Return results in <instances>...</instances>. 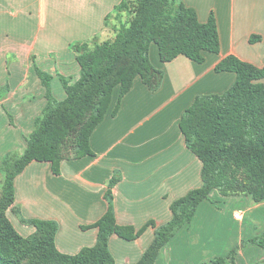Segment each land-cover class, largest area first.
Masks as SVG:
<instances>
[{
	"label": "crops",
	"instance_id": "0c3cea01",
	"mask_svg": "<svg viewBox=\"0 0 264 264\" xmlns=\"http://www.w3.org/2000/svg\"><path fill=\"white\" fill-rule=\"evenodd\" d=\"M120 1L0 0V84L7 79L2 60L11 54L16 56L14 65L26 64L37 54L41 65L47 66L49 72L66 77L76 73L75 77H79L76 54L65 50L67 41L57 35L64 30L76 35L75 40L96 37L103 41L106 40L101 36L104 33L111 38L114 30L105 25V19ZM183 2L197 10L202 22L215 14L220 52H206L203 63L183 55L164 63L160 60L158 46L152 44L151 61L164 71L159 88L152 90L137 77L116 114L113 110L119 89L114 91L108 113L91 136L94 155L62 161L58 174L54 173L51 162L33 161L16 177V200L8 215L22 235H31L36 230L25 220H56L59 250L75 254L96 243L98 228L91 225L108 210L106 192L114 178H117L112 188L116 220L137 229L150 220L158 225L167 223L172 218L171 203L202 186V161L188 148L179 126L180 119L196 96L223 93L235 82V72L215 69L226 56L236 55L264 67V0ZM59 18H66L64 25ZM111 21L117 24L114 17ZM255 35L260 36V40L252 42ZM54 51L55 57L47 55ZM21 80L17 91L0 98V113L6 110L14 114L15 123L25 131L21 140L17 129L14 133V130H6L8 138L3 133L4 128H0V144H13L11 148L17 153L25 148L34 120L47 102L21 100L36 95L33 88L44 90V87L46 97V87L43 84L39 87L40 77L32 87L22 85L26 81L24 75ZM59 96L65 98L66 92ZM226 203L229 217L242 227L247 224L248 215L264 218V201L256 202L247 195L224 197L214 190L209 199L201 202L193 220L161 250L155 264H212L213 257L226 255L232 249L224 231L228 218L221 214ZM237 212H242V218H236ZM155 231L156 228L149 226L134 240L111 235L109 248L115 264H133L140 260L154 240ZM250 249L255 248L250 246ZM240 254L245 257L244 251L237 254V263L246 264L240 260Z\"/></svg>",
	"mask_w": 264,
	"mask_h": 264
},
{
	"label": "trees",
	"instance_id": "16d2710c",
	"mask_svg": "<svg viewBox=\"0 0 264 264\" xmlns=\"http://www.w3.org/2000/svg\"><path fill=\"white\" fill-rule=\"evenodd\" d=\"M113 17L117 24L111 21ZM105 25L114 30L113 37L75 46L80 75L77 79L60 76L65 98L55 96L53 76L37 69L46 87V105L23 151L6 154L1 166L0 264H115L109 248L111 235L134 240L149 226L156 228L155 238L133 264H155L161 250L193 220L212 191L224 197L247 195L264 201V67L228 55L215 69L235 72V82L223 93L196 96L180 119L188 148L202 161L203 184L171 203V220L162 225L150 220L139 229L119 224L113 207L114 178L106 192L108 210L91 225L98 228L93 246L75 254L60 251L56 244L59 225L52 219L25 220L36 227L28 236L17 230L8 215L16 200V177L33 161L51 162L58 174L62 161L94 155L91 136L108 113L114 91L119 89L116 114L137 77L150 89L159 88L164 71L151 61L152 44L158 46L164 63L181 55L203 63L206 52L221 49L215 14L202 22L197 10L183 0H121L115 13L106 16ZM257 40L260 36H252V42ZM247 241L264 247V233ZM237 252L236 247L216 256L212 264H238Z\"/></svg>",
	"mask_w": 264,
	"mask_h": 264
},
{
	"label": "rangeland",
	"instance_id": "374dc122",
	"mask_svg": "<svg viewBox=\"0 0 264 264\" xmlns=\"http://www.w3.org/2000/svg\"><path fill=\"white\" fill-rule=\"evenodd\" d=\"M111 13H115V8L113 9V11ZM59 20L63 23V25L66 22V18H59ZM107 34L106 33L102 34L101 35L102 38L107 40L108 39ZM114 35H115V33L113 32L111 34V37H113ZM57 37L67 41V49H65V50H67L71 53H75V46L78 43L89 42L90 44H94L95 41H99L98 38H96V37L89 38L86 40H78V39L75 40L74 38L77 37L76 35H74L71 32L64 31V30H62V32H60L57 35ZM38 54H39V52H38ZM33 55L34 56L26 64L20 63L18 65L13 64V62H15L14 58L16 57V56H14V54H11L10 56H6L3 58L2 61L5 62V69L7 72V73H5V76L7 77V79L2 84H0V98L8 96L10 92L12 93V92L17 91V89L19 87H21L20 83L22 81L21 79L23 78V75L25 76L26 81L22 82V85L27 84V85H29V87H32V83H34V81H36V79L39 78L37 69L44 68V69H46L45 72H48L49 74H51L53 76V78L51 79V87H53V92H55L58 99H63V98H59L60 97L59 95L62 92L65 93V91H64L65 89H62L63 88V82L60 78L61 74L57 73V75H55V73L49 72L47 66L45 68V65H41L42 61H41V59H38L39 57L37 56V54H33ZM47 55H49L50 57H55L56 52L55 51L50 52V54L47 53ZM44 57H46V55H43V58ZM0 58H1V56H0ZM16 61H18V60H16ZM70 61L71 60H69V62ZM0 62H1V59H0ZM59 71L61 72L60 68H59ZM75 75H76V73H72L73 78L77 79L78 77H75ZM69 77L70 76H68V78ZM41 84H42V81L39 84V87H41ZM33 89L36 90V95H34L36 97L31 95V96H27L26 98H22L21 100L27 101L28 99H34L36 103H39L40 101L46 100L44 87H42V89H44V90H38L40 88H33ZM39 113H40L39 114V116H40L41 112H39ZM4 117H6V119H4ZM14 117H15L14 114L7 113L6 110L2 111L0 113V128L1 127L4 128L3 133L6 136L8 133V131H6V130H11V131L14 130L12 132V133H14L15 130L17 129L18 132L20 133V138L22 140L23 133L25 131L21 128V126L19 127L15 123ZM36 119H37V117L34 120L33 128H34ZM4 121H5V123H4ZM18 127L20 128V131H19ZM13 136H15V135L13 134ZM7 137L9 138V136H7ZM12 146H13V144H11V143L6 144L5 146L0 144V151H2V149L4 150L3 152H0V190L2 187L1 181H2V176H3L2 170H1L2 162H3V159L6 156V154L15 153L14 148H11ZM20 151H21V149H20ZM228 205H229L228 203L223 204L222 212H221L223 218H226V219L228 218V226L226 229L224 228V231H226V233L228 235V237H227L228 242L227 243L229 245H232V247H231L232 249H234L236 247L238 248L237 254L244 251L245 257H243L240 254L241 255L240 260L246 262V264H249V263H251V264H264V247L257 245V244L249 243L247 241L249 238H252V237L258 236V235H262L264 233V218L258 217L256 214L255 215L251 214L250 217L248 215V219L246 221L247 224L245 225V227H242L239 222H234L231 219V217H229ZM242 235H243V237H242ZM240 236H241V239H239ZM242 240H244V243H242ZM250 246H253L255 249H250ZM215 257H213V258H215ZM213 258H212V260H213ZM246 258H247V260H246ZM236 259H237V257H236ZM248 260L252 261V262L248 263L247 262Z\"/></svg>",
	"mask_w": 264,
	"mask_h": 264
},
{
	"label": "built area",
	"instance_id": "2783aa9c",
	"mask_svg": "<svg viewBox=\"0 0 264 264\" xmlns=\"http://www.w3.org/2000/svg\"><path fill=\"white\" fill-rule=\"evenodd\" d=\"M235 216H236V218H238V219L242 218V212H237V213L235 214Z\"/></svg>",
	"mask_w": 264,
	"mask_h": 264
}]
</instances>
